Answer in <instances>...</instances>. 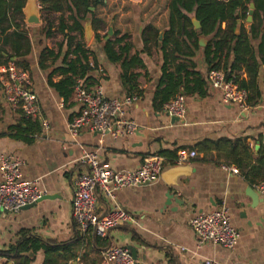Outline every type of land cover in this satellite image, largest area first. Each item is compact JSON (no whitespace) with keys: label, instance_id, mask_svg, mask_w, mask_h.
Instances as JSON below:
<instances>
[{"label":"crops","instance_id":"obj_1","mask_svg":"<svg viewBox=\"0 0 264 264\" xmlns=\"http://www.w3.org/2000/svg\"><path fill=\"white\" fill-rule=\"evenodd\" d=\"M140 1L113 0L110 18H117L116 25L95 31V8L84 7L81 0H36L40 21L32 26L24 23L26 0H0V66L13 63L28 72L38 110L35 120L13 111L0 82V156L19 159L20 180H39L48 197L17 213L0 211V251L33 237L61 247L50 254L23 253L20 259L0 257V264H103L104 249L93 230L79 232L71 216L73 182L85 171L76 162L82 151L97 152L113 171H136L143 159L157 157L163 161L162 173L178 166L179 154L196 153L181 165L189 168V176L174 179V185L160 177L148 186L118 190L113 200L97 195V215L116 207L133 217L109 233L108 246L133 249L143 264H202L205 259L264 264V197L252 188L262 179L246 177L264 137V12L254 7L251 22H236L234 35L247 37L249 52L238 48L235 53L231 43L217 57L224 75L247 93L250 109L243 113L223 104L207 81L206 48L219 37L194 38L192 31L200 29L194 25L179 34L159 29L158 21L141 20ZM20 3L21 14L16 11ZM229 26L222 23L220 30ZM77 46L85 58L75 53ZM76 79L88 89L100 84L107 100L135 97L125 113L137 131L113 140L83 130L73 139L68 124L80 111L72 97ZM177 95L185 99L186 114L172 122L162 106ZM249 188L260 199L255 209ZM222 204L239 232L237 246L233 251L209 242L198 246L191 220Z\"/></svg>","mask_w":264,"mask_h":264},{"label":"built area","instance_id":"obj_2","mask_svg":"<svg viewBox=\"0 0 264 264\" xmlns=\"http://www.w3.org/2000/svg\"><path fill=\"white\" fill-rule=\"evenodd\" d=\"M89 68L102 77L104 70L93 64ZM209 86L217 91L225 105H234L240 112H248L247 93L240 90L232 80H227L221 70H211L207 78ZM0 82L7 104L13 111L20 112L26 119L38 118L37 98L31 90L28 72L16 67L13 63L0 66ZM73 101L80 107L78 115L68 124L69 135L76 139L80 132L87 130L101 136H110L113 140L133 135L138 126L126 118L125 108L136 101L135 97L122 100H107L103 89L97 84L93 89L85 87L81 79H76L73 86ZM163 113L171 118L182 120L186 114L185 99L177 95L164 104ZM47 128L45 122H42ZM195 152L181 153L177 165L181 166L195 158ZM84 167L73 182V198L71 202L72 220L78 231L85 233L90 229L96 237L107 239L109 233L119 225L133 221L132 215L113 208L103 216L96 214L97 195L113 200L114 193L123 188L144 187L160 179L163 161L157 157L143 159L142 165L132 172L113 171L103 165L97 152L82 151L76 161ZM22 162L13 157L0 156V211L17 213L27 206L33 205L46 196L39 180L21 181L20 169ZM231 174L238 175L236 168H224ZM259 195L264 197V180L252 185ZM190 226L197 237L198 246L212 243L233 251L238 244L239 232L232 227L229 209L222 204L214 211L194 217ZM184 251V248L180 249ZM103 264H143L134 259L130 251L121 246H108L103 251ZM202 264H221L211 259L203 260Z\"/></svg>","mask_w":264,"mask_h":264},{"label":"trees","instance_id":"obj_3","mask_svg":"<svg viewBox=\"0 0 264 264\" xmlns=\"http://www.w3.org/2000/svg\"><path fill=\"white\" fill-rule=\"evenodd\" d=\"M124 1L127 2V0ZM21 2H24V0H21ZM81 4L84 5V7L92 4L95 8V12L91 14V26L95 31L98 29L104 30L109 23L116 25L117 18H110L111 11L116 8V4L113 0H107L105 4L100 3L99 0H81ZM250 4L254 5L256 11L264 12V0H141L138 6L141 20L146 21L150 19L151 22L158 21L160 24L159 29H167L169 32H174L177 29L179 34L181 30L186 31L187 27H193L191 17H194L200 23V29L196 32L192 31L194 38L197 37L196 34L204 37L210 35L212 37H219L218 41L215 40L206 48V62L209 66V71H211L223 70L220 62L217 61V57H219L224 50L229 51L231 43H234L232 47L235 53L241 51L238 50V48L246 52L250 51L247 37L245 38L243 35H234L236 22L238 20L244 21L247 19L250 11ZM22 8L23 5L20 3L16 11L21 14ZM110 20H112V22H110ZM222 23L231 24V27L229 26L226 31L222 32L220 30V25ZM155 33L157 36V30ZM222 33H224V35H222ZM96 37L99 39V36ZM164 42L166 43L167 40H164ZM106 46H109V42L106 43ZM75 53L85 58V52L81 50L80 46L76 47ZM226 79L230 80L227 77ZM234 83L238 85L236 80H234ZM238 88L245 91L243 87L239 85ZM246 177L264 180V137L263 145L258 152V159L256 163L249 168ZM96 239L98 247L103 249L108 247V241L106 239L98 237H96ZM60 248V246L53 245L51 241H44L33 237L12 246L6 251H0V257L20 259L23 253H34L43 250L45 254H50L52 251H56Z\"/></svg>","mask_w":264,"mask_h":264},{"label":"water","instance_id":"obj_4","mask_svg":"<svg viewBox=\"0 0 264 264\" xmlns=\"http://www.w3.org/2000/svg\"><path fill=\"white\" fill-rule=\"evenodd\" d=\"M249 9H250V11H249V14H248L247 21L251 22V17H252L254 6L252 4H250ZM23 14H24V23L26 25L32 26V25H36V24L39 23L40 17H39V10L36 7V0H26V6H25ZM192 23H193L195 28L198 29L200 27V23L197 20H193ZM108 35H111V30L109 31ZM90 37H91V28L89 27V28H87V31H86L87 41H89ZM160 38H161V36H160ZM177 121L178 120L176 118L172 119V122H177ZM258 149H259V146H256V150H258ZM188 176H189V168L188 167L177 166L175 168H172L168 172L161 173L160 177L163 180L168 178L170 181H172V182H170V185H174V184H176V182H174V179H178V178H181V177H188ZM248 196L251 198V201H252L251 208L255 209L257 207V204H258L257 202L260 201L258 195L256 193H254V191L251 188H249ZM169 197L170 196H167V205L170 203L169 202V200H170ZM46 199H48L47 196L43 197L40 201H43V200H46ZM175 203L180 205L179 202H175ZM35 204L27 206L26 208H23L21 210L29 209V208L33 207ZM128 250L130 251L132 257L134 259H136L135 251L133 249H131V248H129Z\"/></svg>","mask_w":264,"mask_h":264}]
</instances>
